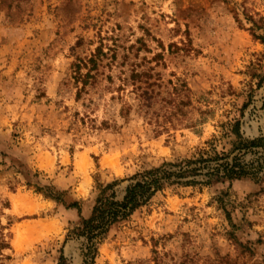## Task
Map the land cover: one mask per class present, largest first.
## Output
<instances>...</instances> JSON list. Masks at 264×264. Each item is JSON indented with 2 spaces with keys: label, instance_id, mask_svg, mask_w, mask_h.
<instances>
[{
  "label": "rangeland",
  "instance_id": "obj_1",
  "mask_svg": "<svg viewBox=\"0 0 264 264\" xmlns=\"http://www.w3.org/2000/svg\"><path fill=\"white\" fill-rule=\"evenodd\" d=\"M254 34L264 0H0V264H264L262 148L244 156L257 181L159 192L87 263L75 235L101 186L189 159L234 120L264 138Z\"/></svg>",
  "mask_w": 264,
  "mask_h": 264
},
{
  "label": "trees",
  "instance_id": "obj_2",
  "mask_svg": "<svg viewBox=\"0 0 264 264\" xmlns=\"http://www.w3.org/2000/svg\"><path fill=\"white\" fill-rule=\"evenodd\" d=\"M252 30L262 29L258 22L253 21ZM258 39L262 37L255 35ZM90 61H94L91 59ZM233 136L234 139L217 151L216 144L225 138ZM264 149V138L245 139L240 130L239 121L227 123L225 132L216 137L208 147L201 149L195 156L179 162H166L162 165L136 173L132 177L116 181L106 186H101L96 197L92 214L88 219H83L78 229V238H83L86 245L84 257L86 263L94 259L98 245L105 239L110 229L118 223L127 221L139 209L146 206L153 197L169 188H181L196 185H211L213 183L232 182L241 179H260L262 167H254V162H245L244 156L254 149ZM262 166V164H261ZM264 166V165H263ZM129 182L123 195L117 192V187L122 182ZM46 196L61 201L60 191L53 187L45 188ZM65 258L60 257V262Z\"/></svg>",
  "mask_w": 264,
  "mask_h": 264
},
{
  "label": "bare ground",
  "instance_id": "obj_3",
  "mask_svg": "<svg viewBox=\"0 0 264 264\" xmlns=\"http://www.w3.org/2000/svg\"><path fill=\"white\" fill-rule=\"evenodd\" d=\"M17 204V203H16Z\"/></svg>",
  "mask_w": 264,
  "mask_h": 264
}]
</instances>
